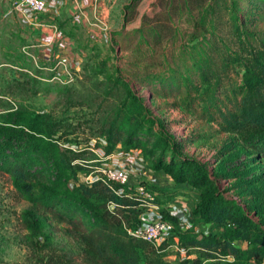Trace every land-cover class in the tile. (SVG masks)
<instances>
[{
    "label": "trees",
    "instance_id": "obj_1",
    "mask_svg": "<svg viewBox=\"0 0 264 264\" xmlns=\"http://www.w3.org/2000/svg\"><path fill=\"white\" fill-rule=\"evenodd\" d=\"M227 4V0H182L166 8L174 27L184 22L205 30L199 42L186 47L179 63L164 62L151 75H144L141 68L136 71L111 64V60L104 63L103 80L92 83V95L84 99L99 114L96 130L103 143V159H88L82 149L68 147L52 112L31 113L20 106L0 109V172L8 177L16 195L44 211L62 226V235L76 243L71 257L59 253L36 213L24 210L19 214V229L29 251L42 254L36 263L169 264L164 252L170 245H153L128 232L140 224L139 217L146 210L133 187L108 180L97 168L116 151L133 149L140 150L152 171H160L174 184H185L196 193L192 216L214 233L200 236L191 226L175 229L171 237L187 258L194 255L191 260L217 264L264 262V199L256 191L255 201L225 195L207 165L181 151L136 91L137 87L157 90L159 85L160 94L169 91L188 115L217 122L223 132L235 134L264 161V37L250 35ZM219 7L222 13L228 12L229 42L217 32ZM145 32L128 33L138 37L136 51L144 47L150 51L151 42L159 39L156 30L149 29L147 37ZM125 35L116 32L111 41L125 40L129 37ZM16 51L15 61L0 62V68L6 65L25 72L36 88L44 87L41 82L48 81L42 78L51 76H43L40 67L28 65L30 59L18 48ZM232 72L236 77H231ZM69 101L64 98L62 104L73 106ZM234 167H226L230 176L236 173ZM84 169L96 173L95 177L78 182L77 175ZM147 189L157 198L163 196L157 188ZM167 214H160L161 218L176 226L177 216Z\"/></svg>",
    "mask_w": 264,
    "mask_h": 264
},
{
    "label": "rangeland",
    "instance_id": "obj_2",
    "mask_svg": "<svg viewBox=\"0 0 264 264\" xmlns=\"http://www.w3.org/2000/svg\"><path fill=\"white\" fill-rule=\"evenodd\" d=\"M16 1L19 0H0V9L11 11L0 20V62L15 61L18 48L26 59H30L28 62L26 60L27 64L30 65V62L32 67L37 69L40 67L39 61L35 60L36 66L22 50L21 37L26 33V27L24 18H20L21 11L15 8ZM227 1L230 4L226 6H232L242 26L250 35L264 37V0ZM181 2L182 0H116L115 10H112L109 15L98 14L88 19L87 23H83L84 25L80 23L75 25L74 28L81 31V35L84 31L93 35L95 33V36L97 34L96 38L93 36L95 40H92V43L94 44L84 43L85 47L81 48L80 44L77 46L75 43L77 47L70 46L67 50L59 49L58 57L53 58L49 65L54 71L40 70L47 78L55 71L62 78L69 72L72 80L68 84L48 81L47 83L41 82L45 84L44 87L38 85L36 88L29 80L31 77L25 76V72L5 65L0 68V94L3 96L0 97V109L20 106L31 113L52 112L53 119L59 123L58 127L65 135L62 141L67 142L68 147L82 149L88 159L94 157L103 159L104 153L101 149L103 143L96 130V119L99 114H96L95 107L87 105L84 99L92 95V83L103 80V67L106 61L111 60V64H118L129 70L137 71L141 68L144 75L158 73V69L164 62L170 64L174 60L177 63L181 62V58L186 54V47L199 42L205 34V30L198 25L183 22L176 28L168 21L166 8L175 7ZM50 4L54 2L51 1ZM47 5L46 1L45 9ZM22 10L27 18H31V13L26 8ZM221 10L222 8H217L219 17L217 32L226 42H229L227 32L230 23L226 20L228 12L225 10L222 13ZM81 11L84 10H77L76 15H79ZM136 29H144L146 32L154 29L159 34V39L151 42L150 51L147 47L136 51L135 41L138 37L128 34ZM27 31L28 42L39 44L40 38L35 29L28 28ZM116 32H122L129 37L125 40L117 38V42H113L111 40ZM106 38L107 41H105ZM42 49L38 46L31 49L35 58L42 54ZM129 62L132 64L128 65ZM76 67L79 70L77 72H75ZM231 77H236L234 72L231 73ZM158 87L159 85H157V90L137 87L136 91L138 95L146 99V107L161 120L168 132L179 143L181 151L204 162L212 176L219 180L220 188L225 195L238 200L255 201L257 194L254 191H256L260 198L264 199V161L256 158L251 150L245 148L235 134L223 132L217 122L208 121L197 115H188L179 106L176 98L169 94V91L161 95L162 92ZM64 98L69 99V103L73 106H68V104L64 106L62 104ZM133 150L139 151L140 154L128 158L130 162L118 155L116 151L97 168L99 170H128L132 180H137L136 183L150 188L152 184L149 185L148 181L140 180L147 177L145 173L149 172L150 166L139 149ZM92 164L97 165V163ZM233 166H237L234 167L236 173L230 176L226 167ZM89 170L84 169L77 175L78 182H86L95 177L96 173L89 174ZM154 180L162 187L160 189L163 196L157 198L154 195V203L160 207V214H167L165 210L167 206L171 208H176L178 205L183 206L182 189H175V186L169 184L163 175L155 176ZM70 185H74V182ZM190 198L192 197L189 196L188 199ZM24 210L36 213L44 223L45 233L54 243L53 247L59 253H65L71 257L72 252L77 250L76 243L62 235L59 230L62 226L44 211L31 206L16 195L8 177L0 172V264H44L36 263V257H42V254L33 255L29 251L24 241V233L19 229V214ZM162 242H165V245L174 244L172 237ZM164 254L169 264H183L187 259H193L187 258L184 251L181 255L173 248H169ZM83 263L97 264L95 261L86 260ZM209 263L212 262L201 263L191 260L189 264ZM250 264H264V262H251Z\"/></svg>",
    "mask_w": 264,
    "mask_h": 264
},
{
    "label": "crops",
    "instance_id": "obj_3",
    "mask_svg": "<svg viewBox=\"0 0 264 264\" xmlns=\"http://www.w3.org/2000/svg\"><path fill=\"white\" fill-rule=\"evenodd\" d=\"M47 1V8L42 12L38 14H33L31 13L29 18L27 20L26 15L21 13L18 15L20 18H24V24L26 27V33L23 35L22 34V50L27 55L30 57L34 64L36 65V59L40 63V68L44 71H51L50 68V62L53 60V58H57V52H59V49H69L71 47H77V44H80L81 48L85 47L84 43H92V40H95L97 37V34L95 36L93 34H88V31H84L83 35H81V31H78L76 28H74L75 25H78V23L83 24L87 23L88 19L95 17L98 14H105L109 15L112 10H115L116 7V0H46ZM53 1L54 4H50V2ZM77 6V7H76ZM83 9L84 11L79 12V15H76V11ZM11 11H5L4 9H0V20L2 18L6 17ZM27 20V21H26ZM29 20L31 21L29 23ZM79 24V25H80ZM84 25V24H83ZM35 29V32L38 33L39 36V44H34L32 41L28 42L29 37L27 29ZM106 35V33H104ZM37 36V37H38ZM95 36V38L93 37ZM80 41V42H79ZM107 41V38L105 39ZM76 43V45H75ZM42 47V54H39L34 57V54L32 53V48L34 47ZM25 50V51H24ZM37 66V65H36ZM43 74V73H42ZM47 78V77H46ZM42 80L49 81L48 79L42 78ZM139 151L137 150H132L129 153H122L118 151V155L122 156L123 158L127 159L132 157L133 155H139ZM112 156V155H111ZM110 158V157H109ZM113 158V157H112ZM111 158V159H112ZM130 160V159H129ZM128 160V161H129ZM130 162V161H129ZM149 168V167H148ZM149 172H146L145 174L147 177H143L140 180L148 181L149 185L152 184V187L157 188L162 192L160 188L161 185H157L155 179V176H160L163 175L165 178H167V182L169 184H172L175 186V189H182L183 190V195L181 196L183 200V206L178 205L177 208L182 212L187 214H181L179 213L177 215L178 218V225H183L181 226L182 228L191 226L194 228L195 231L199 233L200 236H207L210 234H213L214 232L210 228L209 225H205L198 219L194 218L192 216V210L195 206L196 203V193L189 188L185 184H179L176 185L172 182V180L163 174L160 171H152L150 168L148 169ZM154 175V178L152 176ZM137 180H132V185L136 183ZM181 194V193H180ZM190 200L188 199V197ZM192 201V202H191ZM171 209L170 207L167 206L165 208L166 211ZM189 214V217H188ZM186 220L188 222L186 223ZM186 225V226H185ZM174 244L168 246L166 250H169V248H173L176 251H178L181 255L183 254V250H179L178 247L176 246V238L173 239ZM190 257H195L190 256ZM189 258V257H188ZM256 262V261H252Z\"/></svg>",
    "mask_w": 264,
    "mask_h": 264
},
{
    "label": "built area",
    "instance_id": "obj_4",
    "mask_svg": "<svg viewBox=\"0 0 264 264\" xmlns=\"http://www.w3.org/2000/svg\"><path fill=\"white\" fill-rule=\"evenodd\" d=\"M15 8L21 11L24 14L23 8H26L29 13L38 14L42 13L45 10L46 0H19L15 2ZM29 18H27L28 20ZM51 71H54L51 69ZM79 71L78 68H75V72ZM72 76L69 72L66 73L64 78L60 77V75L55 71L53 75L49 79V81L59 82L61 84H68L71 82ZM102 174L106 176L108 180L115 181L121 185L132 186L135 194L141 198V202L146 206V210L139 217L140 224H138L134 229L129 230V234L133 237L152 243L156 245L161 243L162 241H166L169 237H171L175 229L182 230L181 226H174L169 221L163 220L159 213L160 207L154 203V194L151 193L144 185L139 184L138 182L132 185V179L130 178V174L128 170L118 169V170H101ZM171 208V207H170ZM182 212L176 207L169 209L166 211L169 216H177L179 213L187 214ZM189 217V214H188ZM188 220H186V223ZM186 226V225H185ZM190 227V226H188ZM187 228V227H185ZM209 264H217L215 262Z\"/></svg>",
    "mask_w": 264,
    "mask_h": 264
}]
</instances>
